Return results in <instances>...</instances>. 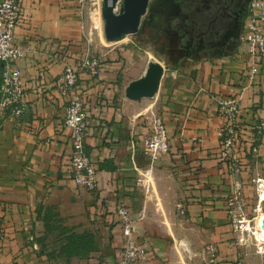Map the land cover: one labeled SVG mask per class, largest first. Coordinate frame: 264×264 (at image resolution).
<instances>
[{
    "label": "crops",
    "instance_id": "obj_1",
    "mask_svg": "<svg viewBox=\"0 0 264 264\" xmlns=\"http://www.w3.org/2000/svg\"><path fill=\"white\" fill-rule=\"evenodd\" d=\"M220 1L150 0L139 32L129 36L135 49L146 47L164 67L154 98L133 101L125 95L151 63L138 64L132 48L98 56L95 77L81 72L76 94L87 110L85 147L98 178L97 190L86 192L72 180L64 126L72 96H60L57 80L66 65L89 54L90 22L79 14L77 0H21L15 37L26 55L15 65L27 108L20 116L0 111V264H118L124 241L120 206L130 209L137 221L134 237L151 254L139 264H197L192 254L198 243L214 244L224 255L236 250L228 198L240 182L251 213L253 179L264 178V132L258 157L241 147L264 123V63L250 82L247 11L230 7L236 0H223L228 10L221 9ZM2 72L0 63V89ZM240 95L241 163L235 173L230 162L219 160L224 119L214 98ZM154 114L163 118L170 151L151 167L142 140ZM194 137L205 143L193 144ZM148 169L146 193L137 179ZM179 202L187 206L184 218ZM72 234L93 236L97 252L69 258L64 249ZM233 261L225 257L222 264Z\"/></svg>",
    "mask_w": 264,
    "mask_h": 264
},
{
    "label": "built area",
    "instance_id": "obj_2",
    "mask_svg": "<svg viewBox=\"0 0 264 264\" xmlns=\"http://www.w3.org/2000/svg\"><path fill=\"white\" fill-rule=\"evenodd\" d=\"M103 0H77L79 14L87 18L90 24L98 16V6ZM22 21L21 0H0V63L3 65V83L0 89V111L8 110L14 116H20L26 110L23 101V82L20 70L16 63L26 55V49L16 42V31ZM247 33L244 37L253 56V64L248 69V77L253 82L258 74V63H264V0H250L247 6ZM87 71L95 77L100 71V59L85 55L80 62L66 65L62 75L57 80L58 93L62 97H70L65 108L64 126L69 130L72 146V180L86 192L97 190V170L86 152L85 140L87 136V110L84 100L76 94L81 72ZM219 107V113L224 119L223 141L219 160L230 162L235 173L239 172L241 158L239 155V108L242 96L230 98H214ZM148 134L142 140L143 152L149 158L151 167L163 155L170 151V141L163 118L154 114L147 119ZM264 132V123L256 127V135L250 141L241 145L245 153L258 157L260 153L259 137ZM192 143L203 145L204 138L194 137ZM137 184L146 193L150 190L151 169L140 174ZM256 204L251 213L243 193V185L237 182L234 191L227 201L228 221L237 237L240 246L255 247L257 255L264 257V178L253 179ZM181 218L187 215V206L184 202L176 205ZM123 233V247L118 264H139L148 260L150 251L134 237V228L137 221L133 218L130 209L120 206L117 209ZM216 245L207 248V264H220ZM101 264H111L102 262Z\"/></svg>",
    "mask_w": 264,
    "mask_h": 264
},
{
    "label": "water",
    "instance_id": "obj_3",
    "mask_svg": "<svg viewBox=\"0 0 264 264\" xmlns=\"http://www.w3.org/2000/svg\"><path fill=\"white\" fill-rule=\"evenodd\" d=\"M236 1L234 7H230L235 9L241 7V14L246 12L250 0ZM149 2L150 0H103L102 17L105 21L106 40L112 43L121 41L129 35H136L143 17L147 14ZM218 5L221 9H227L223 0ZM163 75L164 67L159 63L151 62L145 75L127 86L126 97L133 101L154 98L159 91Z\"/></svg>",
    "mask_w": 264,
    "mask_h": 264
},
{
    "label": "rangeland",
    "instance_id": "obj_4",
    "mask_svg": "<svg viewBox=\"0 0 264 264\" xmlns=\"http://www.w3.org/2000/svg\"><path fill=\"white\" fill-rule=\"evenodd\" d=\"M98 16L95 21H93L90 24L89 28V37L91 41L89 42V45L85 46V51L89 52L90 56L97 57L101 56V54L108 52L109 50L118 47V48H132L133 50V57L137 60L138 64H144L143 66H146L149 64V62H155L158 61L157 56L153 54V52H149L146 50V47H144L143 51L137 50L134 48L133 43H136L134 36H127L123 40L118 41L116 43H111L106 40L105 37V21L102 17V2L98 6ZM148 103L149 101H145ZM200 240V238H199ZM234 240L236 241L235 247L236 250H234L231 254H222L220 251H218V260L219 263L222 264L225 257H232L233 262L231 264H264V257L257 255L255 252V247L253 245H250L248 248L242 247L239 245L237 241V237H234ZM205 242V241H203ZM208 243H198V252L194 255L195 261L197 264H207V248L210 246ZM218 248V247H217ZM188 253H185L184 256L188 257ZM192 257V258H193ZM189 259V257H188Z\"/></svg>",
    "mask_w": 264,
    "mask_h": 264
},
{
    "label": "trees",
    "instance_id": "obj_5",
    "mask_svg": "<svg viewBox=\"0 0 264 264\" xmlns=\"http://www.w3.org/2000/svg\"><path fill=\"white\" fill-rule=\"evenodd\" d=\"M95 238L91 235L77 236L70 235L67 245L65 246V254L71 257L84 259L89 257L93 252H97Z\"/></svg>",
    "mask_w": 264,
    "mask_h": 264
},
{
    "label": "bare ground",
    "instance_id": "obj_6",
    "mask_svg": "<svg viewBox=\"0 0 264 264\" xmlns=\"http://www.w3.org/2000/svg\"><path fill=\"white\" fill-rule=\"evenodd\" d=\"M102 11V10H101ZM264 224V223H263Z\"/></svg>",
    "mask_w": 264,
    "mask_h": 264
}]
</instances>
